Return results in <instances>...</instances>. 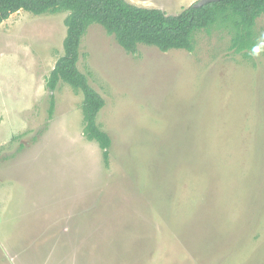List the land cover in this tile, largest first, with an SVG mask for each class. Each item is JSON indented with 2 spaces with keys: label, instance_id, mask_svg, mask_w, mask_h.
Returning <instances> with one entry per match:
<instances>
[{
  "label": "rangeland",
  "instance_id": "rangeland-1",
  "mask_svg": "<svg viewBox=\"0 0 264 264\" xmlns=\"http://www.w3.org/2000/svg\"><path fill=\"white\" fill-rule=\"evenodd\" d=\"M196 1L126 0L167 15ZM66 15L0 24V264H264V52L213 27L192 52L128 54L91 24L77 67L104 100L105 166L82 94L46 88Z\"/></svg>",
  "mask_w": 264,
  "mask_h": 264
},
{
  "label": "trees",
  "instance_id": "trees-1",
  "mask_svg": "<svg viewBox=\"0 0 264 264\" xmlns=\"http://www.w3.org/2000/svg\"><path fill=\"white\" fill-rule=\"evenodd\" d=\"M21 10L33 15L67 14L63 21V54L49 73L46 88L53 92L63 83L82 94L83 136L97 143L104 165L108 166L111 140L96 125L104 100L77 67L78 49L86 29L91 24L99 25L126 53L135 54L138 45L152 46L161 52H192L195 32L220 27L233 34L230 48L248 57L247 52L256 44L253 27L258 16L264 14V0H220L200 8L190 5L178 15L137 7L126 0H0V24ZM50 97L52 100L53 96ZM51 111L52 103L49 116Z\"/></svg>",
  "mask_w": 264,
  "mask_h": 264
},
{
  "label": "clouds",
  "instance_id": "clouds-1",
  "mask_svg": "<svg viewBox=\"0 0 264 264\" xmlns=\"http://www.w3.org/2000/svg\"><path fill=\"white\" fill-rule=\"evenodd\" d=\"M264 52V35H262L256 44H254L250 50V55L253 57H259Z\"/></svg>",
  "mask_w": 264,
  "mask_h": 264
},
{
  "label": "water",
  "instance_id": "water-1",
  "mask_svg": "<svg viewBox=\"0 0 264 264\" xmlns=\"http://www.w3.org/2000/svg\"><path fill=\"white\" fill-rule=\"evenodd\" d=\"M220 0H197L196 3L192 4L194 8H200L208 3H214Z\"/></svg>",
  "mask_w": 264,
  "mask_h": 264
}]
</instances>
